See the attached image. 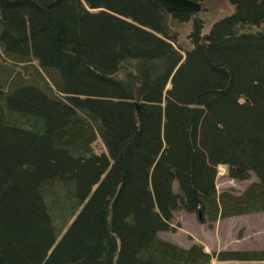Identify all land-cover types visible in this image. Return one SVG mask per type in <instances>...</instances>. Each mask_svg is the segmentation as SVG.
Instances as JSON below:
<instances>
[{"label":"trees","instance_id":"16d2710c","mask_svg":"<svg viewBox=\"0 0 264 264\" xmlns=\"http://www.w3.org/2000/svg\"><path fill=\"white\" fill-rule=\"evenodd\" d=\"M229 1L0 0V264L264 260L159 235L264 211V0Z\"/></svg>","mask_w":264,"mask_h":264},{"label":"rangeland","instance_id":"374dc122","mask_svg":"<svg viewBox=\"0 0 264 264\" xmlns=\"http://www.w3.org/2000/svg\"><path fill=\"white\" fill-rule=\"evenodd\" d=\"M205 1V8L193 15V18H203L206 21L205 30L210 27L212 20L233 10V5L229 0ZM191 25L189 22L182 25L184 29L188 28V30L181 31L180 29V41H187ZM21 67L25 71L24 65ZM256 179L253 172L249 178L245 179L232 177L228 174L227 165L220 164L218 165L216 187L219 191L231 190L239 193ZM159 235L184 246L199 242L209 251L241 248L260 249L264 248V211L233 215L212 222H201L197 213L184 212L181 218L173 220L172 228L159 231ZM212 264H264V260L224 261L213 258Z\"/></svg>","mask_w":264,"mask_h":264},{"label":"water","instance_id":"95a60500","mask_svg":"<svg viewBox=\"0 0 264 264\" xmlns=\"http://www.w3.org/2000/svg\"><path fill=\"white\" fill-rule=\"evenodd\" d=\"M160 2L169 12H195L201 9V3L198 0H160Z\"/></svg>","mask_w":264,"mask_h":264},{"label":"bare ground","instance_id":"6f19581e","mask_svg":"<svg viewBox=\"0 0 264 264\" xmlns=\"http://www.w3.org/2000/svg\"><path fill=\"white\" fill-rule=\"evenodd\" d=\"M242 249V248H241ZM250 249V248H249Z\"/></svg>","mask_w":264,"mask_h":264}]
</instances>
